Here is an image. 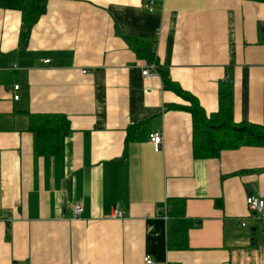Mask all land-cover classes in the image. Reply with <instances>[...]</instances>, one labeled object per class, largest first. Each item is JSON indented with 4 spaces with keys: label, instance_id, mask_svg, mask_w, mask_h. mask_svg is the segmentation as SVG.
<instances>
[{
    "label": "crops",
    "instance_id": "1",
    "mask_svg": "<svg viewBox=\"0 0 264 264\" xmlns=\"http://www.w3.org/2000/svg\"><path fill=\"white\" fill-rule=\"evenodd\" d=\"M22 3L0 0V264H264L245 201L264 200V147L194 159L191 115L169 108L187 103L125 41H153L206 115L229 82L234 122L264 126V0H48L32 28ZM27 113L67 117L59 155L36 153ZM168 198L195 223L187 251L167 249Z\"/></svg>",
    "mask_w": 264,
    "mask_h": 264
},
{
    "label": "trees",
    "instance_id": "2",
    "mask_svg": "<svg viewBox=\"0 0 264 264\" xmlns=\"http://www.w3.org/2000/svg\"><path fill=\"white\" fill-rule=\"evenodd\" d=\"M48 0H23L21 23L32 28L45 12ZM263 1V0H257ZM28 41V34H22L20 46ZM137 59L144 65L153 63L160 76L163 88L187 103L171 105L170 109L183 110L191 115L192 156L194 159H215L221 151L235 150L240 147H264V126L249 122L235 123L232 109V84L223 82L218 88V109L206 115L196 97L174 83L165 67L159 65L154 51L153 41L125 38ZM27 131L35 140L36 153L41 157L59 155L62 138L71 132L70 123L61 114L27 113ZM186 200L168 198L160 216L167 220V249L171 252L189 250L188 231L195 224L185 217Z\"/></svg>",
    "mask_w": 264,
    "mask_h": 264
},
{
    "label": "built area",
    "instance_id": "3",
    "mask_svg": "<svg viewBox=\"0 0 264 264\" xmlns=\"http://www.w3.org/2000/svg\"><path fill=\"white\" fill-rule=\"evenodd\" d=\"M149 11L152 10L151 7H148ZM45 64L49 63V60L44 61ZM141 74L144 79H149V80H157L159 79V74L156 71V66L151 63V64H146L142 71ZM19 89L18 85L13 86V90L17 91ZM19 99L18 95H13V100L17 101ZM149 141L155 145L156 147H159L162 143V137L159 133H152L149 135ZM246 204L248 206V209L252 212L253 218H255L257 221L260 222L261 224V229H262V234L264 236V200L262 198L253 196V195H248L246 197ZM83 212V208L79 205L73 206V218H79L80 215ZM112 219H121L123 217L122 212L120 211H113L111 216ZM166 219V216H164ZM242 227L245 226L244 223L241 224ZM145 264H152V261L149 257L144 258Z\"/></svg>",
    "mask_w": 264,
    "mask_h": 264
},
{
    "label": "bare ground",
    "instance_id": "4",
    "mask_svg": "<svg viewBox=\"0 0 264 264\" xmlns=\"http://www.w3.org/2000/svg\"><path fill=\"white\" fill-rule=\"evenodd\" d=\"M157 71V70H156ZM159 79H160V76H159ZM161 80V79H160ZM156 148H158V147H156ZM75 206V205H74ZM123 218V217H122Z\"/></svg>",
    "mask_w": 264,
    "mask_h": 264
}]
</instances>
